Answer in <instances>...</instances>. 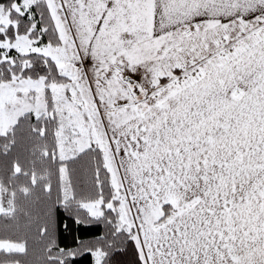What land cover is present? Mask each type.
<instances>
[{"label":"snow or ice","instance_id":"snow-or-ice-1","mask_svg":"<svg viewBox=\"0 0 264 264\" xmlns=\"http://www.w3.org/2000/svg\"><path fill=\"white\" fill-rule=\"evenodd\" d=\"M85 262L264 264V0H0V264Z\"/></svg>","mask_w":264,"mask_h":264},{"label":"trees","instance_id":"trees-1","mask_svg":"<svg viewBox=\"0 0 264 264\" xmlns=\"http://www.w3.org/2000/svg\"><path fill=\"white\" fill-rule=\"evenodd\" d=\"M94 231H95L96 233H102V232H103V226H102V225H97V226L95 227ZM85 264H86V262H85Z\"/></svg>","mask_w":264,"mask_h":264}]
</instances>
